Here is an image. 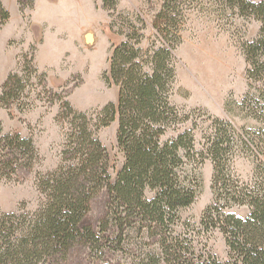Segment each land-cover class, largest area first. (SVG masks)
Masks as SVG:
<instances>
[{
    "label": "trees",
    "instance_id": "trees-1",
    "mask_svg": "<svg viewBox=\"0 0 264 264\" xmlns=\"http://www.w3.org/2000/svg\"><path fill=\"white\" fill-rule=\"evenodd\" d=\"M102 4L116 9L115 0ZM192 12L220 26L237 18L260 23L258 35L241 44L249 88L239 105L257 127L239 133L231 122L214 117L202 151L195 149L197 118L171 101L174 50ZM0 13L1 27L8 14L2 8ZM118 18L115 32L123 39L112 47L109 70L103 74L108 86L118 87L117 103L85 111L68 102L61 106V161L53 171L36 175V209L0 211V264H64L78 242L88 243L100 256L109 250L108 243L113 244L130 257L129 264H264V0H162L149 37L144 32L149 24L140 15L135 20L125 14ZM30 73L45 90L43 74L33 65ZM25 87L17 73L9 74L0 104L9 108L18 102ZM115 120L124 161L112 179L108 154L97 134ZM188 122L191 127L180 130ZM169 131L175 135L165 138ZM237 154L254 159L250 183L232 170ZM38 157L30 138L3 134L0 124V180L18 183V168L31 167ZM206 157L213 164V204L200 223L207 232L216 229L223 234V262L195 236L184 238L175 231L180 211L194 202L200 187L193 164ZM102 192L107 194L106 209L95 230L83 221ZM234 205L246 206L248 214L224 210ZM150 244L154 247L148 250Z\"/></svg>",
    "mask_w": 264,
    "mask_h": 264
},
{
    "label": "rangeland",
    "instance_id": "rangeland-1",
    "mask_svg": "<svg viewBox=\"0 0 264 264\" xmlns=\"http://www.w3.org/2000/svg\"><path fill=\"white\" fill-rule=\"evenodd\" d=\"M65 1L0 0V10L8 14L0 27V94L11 73H17L26 86L18 102L9 108L0 104L1 129L3 134L30 138L39 156L31 167L18 168V183L0 180L1 212H14L21 207L26 211L36 209V175L53 171L61 161L62 134L57 115L65 102L77 111L117 103L118 87L108 86L103 74L109 70L112 47L123 39L115 32L118 16L125 14L135 20L140 15L149 24L144 30L149 37L150 23L162 3V0H115L116 9L112 10L108 6L104 8L102 0H85L87 9L79 16L72 11L66 14ZM111 24L114 29L110 28ZM259 28L260 23L255 20L237 18L220 26L207 16L187 14L179 31L180 42L174 50L176 77L171 101L197 118L196 151L203 150L207 127L214 117L231 122L239 133L256 129L257 121L246 116L239 105L249 88L241 44L254 39ZM87 35L91 36L90 41ZM43 44L44 61H48L44 67L37 59ZM31 65L39 75L43 74L45 90L30 73ZM23 103L32 104L27 108ZM188 127L190 122L180 130ZM116 130L115 120L97 134L107 151L112 179L124 161L116 143ZM173 135L175 132L169 131L165 138ZM254 165L251 155L237 154L232 160L234 174L244 183L252 180ZM193 167L199 175L200 187L194 202L180 211L176 235L190 239L195 236L206 251L223 262L227 257L223 234L216 229L207 232L200 223L205 209L213 204V164L206 157ZM106 201V192L92 200L84 225L97 230L105 214ZM224 210L242 217L248 214L246 206L234 205ZM108 245L109 250L100 256L88 243L78 242L64 264H129L130 257L119 253L113 244ZM153 247L150 244L147 249Z\"/></svg>",
    "mask_w": 264,
    "mask_h": 264
},
{
    "label": "bare ground",
    "instance_id": "bare-ground-1",
    "mask_svg": "<svg viewBox=\"0 0 264 264\" xmlns=\"http://www.w3.org/2000/svg\"><path fill=\"white\" fill-rule=\"evenodd\" d=\"M64 3H65V8H66L65 9L66 14L71 13L72 11L75 13L78 12L80 16L81 13L87 9L86 7L87 4L85 0H66ZM87 37H88L87 40L90 41L91 36L87 35Z\"/></svg>",
    "mask_w": 264,
    "mask_h": 264
},
{
    "label": "crops",
    "instance_id": "crops-1",
    "mask_svg": "<svg viewBox=\"0 0 264 264\" xmlns=\"http://www.w3.org/2000/svg\"><path fill=\"white\" fill-rule=\"evenodd\" d=\"M45 53H46V48L44 47V44H43V46H41L39 48V51L37 52V59H38L39 63H41V66H43V67L46 66V65H44L45 63H48V61H44V54Z\"/></svg>",
    "mask_w": 264,
    "mask_h": 264
},
{
    "label": "water",
    "instance_id": "water-1",
    "mask_svg": "<svg viewBox=\"0 0 264 264\" xmlns=\"http://www.w3.org/2000/svg\"><path fill=\"white\" fill-rule=\"evenodd\" d=\"M86 39H88V37H86Z\"/></svg>",
    "mask_w": 264,
    "mask_h": 264
}]
</instances>
